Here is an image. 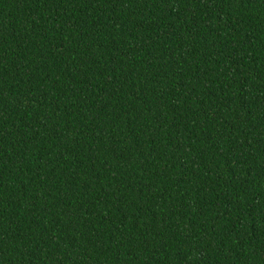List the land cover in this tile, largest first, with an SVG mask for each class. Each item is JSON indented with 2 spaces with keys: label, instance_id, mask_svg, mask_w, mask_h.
<instances>
[{
  "label": "trees",
  "instance_id": "16d2710c",
  "mask_svg": "<svg viewBox=\"0 0 264 264\" xmlns=\"http://www.w3.org/2000/svg\"><path fill=\"white\" fill-rule=\"evenodd\" d=\"M0 264H264V0H0Z\"/></svg>",
  "mask_w": 264,
  "mask_h": 264
}]
</instances>
